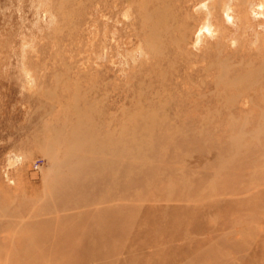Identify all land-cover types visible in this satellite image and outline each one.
Instances as JSON below:
<instances>
[{"label": "rangeland", "instance_id": "374dc122", "mask_svg": "<svg viewBox=\"0 0 264 264\" xmlns=\"http://www.w3.org/2000/svg\"><path fill=\"white\" fill-rule=\"evenodd\" d=\"M261 11L0 0V264H264Z\"/></svg>", "mask_w": 264, "mask_h": 264}, {"label": "bare ground", "instance_id": "6f19581e", "mask_svg": "<svg viewBox=\"0 0 264 264\" xmlns=\"http://www.w3.org/2000/svg\"><path fill=\"white\" fill-rule=\"evenodd\" d=\"M221 3V2H220ZM225 4L223 5V7L222 8H224L223 10H225V11H229L230 10V4H229V2L228 3H226V2H224ZM215 5V4H214ZM252 5V4H251ZM201 6H203V5H200V7ZM234 6V5H233ZM232 6V7H233ZM213 7V6H212ZM215 7V6H214ZM258 8H260V10H262L261 12L264 14V0H258ZM128 10V9H127ZM199 10V9H198ZM197 10V11H198ZM214 10V9H213ZM222 10V11H223ZM126 11V10H125ZM148 11V10H147ZM209 11V10H208ZM163 12V11H162ZM127 13V12H126ZM209 13H211V12H208V14ZM148 14H149V11H148ZM151 14V13H150ZM158 15V14H157ZM227 15V14H226ZM262 15V14H261ZM210 16V15H209ZM228 16H229V13H228ZM231 17H232V15H231ZM207 18V17H206ZM209 18V17H208ZM212 18V17H211ZM231 19V18H230ZM206 20V19H205ZM203 23H205L204 21H203ZM261 25V24H260ZM212 25L210 24V23H206V24H202V26H201V28H200V31H199V36H198V38H202L203 36H202V34L204 33V28H206V30H208V31H211V27ZM206 33V32H205ZM210 34V33H209ZM138 39V38H137ZM259 40V39H258ZM128 41V40H127ZM138 41H139V39H138ZM126 42V41H125ZM129 42V41H128ZM136 42H137V40H136ZM127 43V42H126ZM138 43H140V42H138ZM130 44V43H129ZM194 44H195V42H194ZM193 44V45H194ZM198 44V43H197ZM257 44H258V42H257ZM126 45H128V44H126ZM136 45V44H135ZM139 47H140V44H139ZM195 47V46H194ZM136 48V47H135ZM134 48V49H135ZM138 49V48H137ZM140 49H141V47H140ZM258 49V48H257ZM133 50V49H132ZM142 50V49H141ZM140 50V51H141ZM130 51V50H129ZM134 52V51H133ZM204 62V61H203ZM224 70V69H223ZM224 73V72H223ZM8 160H9V164H14V163H16V162H19L20 161V157L19 156H17L16 154H10L9 156H8ZM99 164H105V165H107V166H110L111 165V163L110 164H108V162H98L97 163V165H99ZM73 171V173L74 174H84V173H86V172H89L90 171V169H83L82 170V172H77L78 170H72ZM94 179L96 180V182H98V184H93V185H90L91 184V181H89L88 182V186L90 185L91 186V190H94L95 191V193L92 195V194H89V195H91L92 196V200H91V205L92 206H99V208H97L98 210H96L97 212H91V214L94 216L95 214H99V215H105V213H107L108 211H107V208L105 207V205H104V202H101V201H99V199L97 198V195H98V192L100 191V189H101V187H106L107 186V182L108 183H112L113 181L116 183V184H119V182H118V180L116 179V177H112V176H108L107 177V179L104 177H102L101 178V176H99V175H95L94 176ZM84 182L85 181H82L81 183H77L76 185L75 184H72L71 186L72 187H75V188H78V187H80L81 185H83L84 184ZM86 183H87V181H86ZM85 183V184H86ZM114 187H116V186H114ZM93 196H95V199H94V197ZM86 198V196L83 198V199H85ZM90 216H88V214H86L85 216H83V221H90ZM96 224H107V221L105 222V221H103V218L102 219H100L99 221H97L96 222ZM17 243H16V245H15V247L13 248H11V251H10V253H14L15 255H17V257L18 258H20V260H21V263L20 264H73V263H69L68 261H66V262H64V261H62V259L60 258V261H58V262H52V260H53V258L51 259V260H48V263H46L47 262V260H45V258L43 257V256H40L39 255V253H41V252H45L46 251V248H47V246H48V244H46V243H43V242H38V241H35V242H25V241H23V240H17L16 241ZM50 245L52 246V245H55L56 247V249L58 248V245H62V243H54L53 244V242H52V244L50 243ZM53 248V247H52ZM59 249V248H58Z\"/></svg>", "mask_w": 264, "mask_h": 264}]
</instances>
